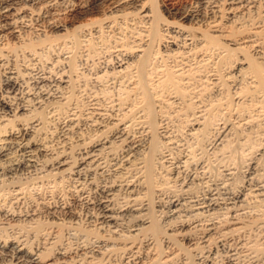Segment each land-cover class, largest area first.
<instances>
[{"label":"bare ground","instance_id":"6f19581e","mask_svg":"<svg viewBox=\"0 0 264 264\" xmlns=\"http://www.w3.org/2000/svg\"><path fill=\"white\" fill-rule=\"evenodd\" d=\"M206 149L264 171V0H0V175L51 183L0 187V264H264L259 187L157 225Z\"/></svg>","mask_w":264,"mask_h":264},{"label":"rangeland","instance_id":"374dc122","mask_svg":"<svg viewBox=\"0 0 264 264\" xmlns=\"http://www.w3.org/2000/svg\"><path fill=\"white\" fill-rule=\"evenodd\" d=\"M98 16L99 15L97 13L92 12L90 14L85 15L84 19H82L81 22L84 21L82 23H85L86 21H88V19H94V18H97ZM92 55H93L92 59L94 62L96 60L97 55L95 53H92ZM101 55H102V57L99 58L100 60H101V58L103 60H107V58H109L108 61L110 62V57H108L106 54H100V56ZM90 63H91V60L89 61V64ZM93 67L94 66L89 65V66H87V68L84 67L82 70L86 73L87 76H89V73H91L90 71H92L94 69ZM13 149H15V150H13ZM11 150L13 152L11 151L10 155H7L8 158L10 157L9 159H12L13 156H14L13 158H15L16 156L20 158V154H19L20 151L17 149V147L12 148ZM208 151H210V150L206 149V151L198 152L201 155L198 157H201V158L203 157L202 158L203 162L199 161V164L195 165L196 163H194V164L190 165V167H188V174H191V171L194 172L195 170L200 169L201 166H204V169L206 170V173L204 176L205 178L204 177H201V178L193 177L194 178L193 179L190 177L187 178L185 176V177H183V182H180V183L178 182V184L177 183L174 184L171 187V189L167 188L164 190L163 194L161 195L163 201L158 202L155 200V197H154L153 202H152L151 211L152 212L156 211L155 213L153 212V215L157 218V225L159 224L162 227L167 226V224L170 222L165 223V221H167L169 219L175 220V216H174L175 214H173L174 212H178V214H180V213L184 214L186 207H188V206L191 207L193 205L196 206L201 202H205V201H206V203L213 202L217 206H220V205L222 206L223 203H227V202L230 203L233 201L232 196H234V193H237L238 191H245V189L249 188V187L254 188V186H256V187H259V191L262 190V192H264V187H263L264 186V177L262 176L264 171L262 172V169H259V168H257L258 170L257 169L256 170L255 169H247L246 170L247 166L245 163L247 161L245 159L247 156L246 157L243 156V157H245L243 159V157H241L240 154H235L233 156V158H231V159H228L225 157H222V158H215L214 157L215 158L214 159L212 156V153L208 152ZM177 155H178V153H177ZM177 155L174 154V156H177ZM180 155H181V153H180ZM211 156H212V158H211ZM17 157H16V159H17ZM8 158H6V159H8ZM42 159H43V157H39V160H38V157H36L37 161L35 160L31 166L21 165L18 168L16 167L15 170L13 169V170H9V171L5 172V174L3 173L2 174L3 177H1V175H0V187L1 186L3 188H7L10 186L12 187V185L18 184V182H20L21 180L23 183H26L28 185L27 189H28V191H30L32 193L40 192L39 190L42 191L44 186H45V188L49 187L51 185V183L48 182L47 180L40 181V179L39 180L35 179L36 176L41 175V173L43 172L42 171L43 167L41 169ZM34 164H36V165H34ZM45 166H46L45 168H47V169L50 168L49 163H47ZM226 166H228L230 169H232V170H230V172L232 171L230 174H227V170H225ZM21 168H23V169H21ZM39 168L41 169V171H39L40 170ZM16 170H17V172H16ZM249 170H250V172H249ZM243 171H245V172H243ZM257 171L260 172V173L258 172V175L256 173ZM251 174H253L252 175L253 179L250 178ZM33 176H34V178H33ZM71 177H73V178H71ZM259 177H260L261 181L258 180ZM63 178H64L63 180L65 181L64 182L61 179L63 184L66 183L67 185L71 184V182L73 183L75 180V177L73 175H66V176L64 175ZM24 180H26L28 183L24 182ZM247 180L250 181V184H249V181H247ZM10 181H12V183ZM8 183H10V184H8ZM257 184H259V185L257 186ZM40 185L43 187H41ZM261 186H262V188H261ZM13 188H15V186ZM171 197H172V199H171ZM167 198L171 199L172 202L171 201L169 203L167 202L168 203L167 204L166 203V201L168 200ZM217 202L219 203V205L217 204ZM143 208H145V207H143ZM261 208H263V207H261ZM175 210H177V211H175ZM130 211L131 210L124 211V212L120 213L118 215V218L116 219V221H117L116 222V226H117L116 228L122 233H125V232L126 233H128V232L129 233H137L138 230H140V229H142L148 225L147 224L148 221L145 219L147 217V211L146 210H143V211L140 210L138 212H136V210H133L131 212ZM162 213L165 214V216H162L163 215ZM144 216H146V217H144ZM173 217H174V219H173ZM180 243L181 244L183 243L182 245H188L185 240H182Z\"/></svg>","mask_w":264,"mask_h":264}]
</instances>
